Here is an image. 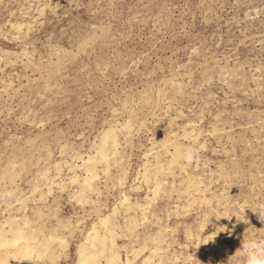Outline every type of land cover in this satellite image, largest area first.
Instances as JSON below:
<instances>
[{"label": "rangeland", "instance_id": "rangeland-1", "mask_svg": "<svg viewBox=\"0 0 264 264\" xmlns=\"http://www.w3.org/2000/svg\"><path fill=\"white\" fill-rule=\"evenodd\" d=\"M249 240L264 0H0V264H245Z\"/></svg>", "mask_w": 264, "mask_h": 264}, {"label": "clouds", "instance_id": "clouds-1", "mask_svg": "<svg viewBox=\"0 0 264 264\" xmlns=\"http://www.w3.org/2000/svg\"><path fill=\"white\" fill-rule=\"evenodd\" d=\"M187 163L192 162V155L189 152L183 157ZM246 253L245 264H264V242L249 240L242 242L241 247Z\"/></svg>", "mask_w": 264, "mask_h": 264}, {"label": "bare ground", "instance_id": "bare-ground-1", "mask_svg": "<svg viewBox=\"0 0 264 264\" xmlns=\"http://www.w3.org/2000/svg\"><path fill=\"white\" fill-rule=\"evenodd\" d=\"M179 146H181V145H179ZM104 153V152H103ZM95 160V159H94ZM94 160H92V161H94ZM95 162H96V160H95ZM97 163H100V162H97ZM94 165V164H93ZM96 165V164H95ZM94 168V167H93ZM125 198V197H124ZM127 207V206H126ZM30 223V222H29ZM20 235V234H19ZM29 235V234H28ZM25 237V236H24ZM19 238H22V237H19V236H17L16 237V235H15V237H14V239L11 241V244H14L15 242H17L18 240H20ZM26 238V237H25ZM25 238H23V239H25ZM30 239V238H29ZM28 238L25 240L26 241V243L28 244V242H27V240H29ZM3 241V240H2ZM24 241V242H25ZM7 242H9V241H7ZM22 242V241H21ZM24 242H22V244L24 243ZM1 243H5V241H3V242H1ZM8 244V243H7ZM10 244V245H11ZM27 244H23L22 246H23V249H19V250H17V249H15L14 251H13V256H11V257H6V259L8 260V262H10V263H13V264H20L21 262H23L26 258H27V253L30 251V249H29V246L27 245ZM9 245V244H8ZM7 246V245H6ZM11 246H13V245H11ZM10 246V247H11ZM33 251V250H32ZM29 255V254H28ZM85 258V259H84ZM84 260H83V262L81 263V264H96L95 263V261L93 260V259H90L88 256H84ZM12 259V260H11ZM19 262V263H18ZM99 264V263H98Z\"/></svg>", "mask_w": 264, "mask_h": 264}]
</instances>
